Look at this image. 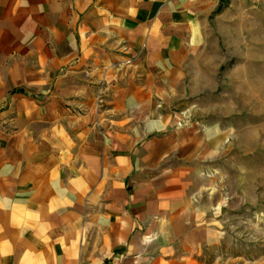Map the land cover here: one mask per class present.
<instances>
[{"label": "crops", "instance_id": "crops-1", "mask_svg": "<svg viewBox=\"0 0 264 264\" xmlns=\"http://www.w3.org/2000/svg\"><path fill=\"white\" fill-rule=\"evenodd\" d=\"M222 2L0 0V264H208L214 231L188 199L138 189L132 143L71 108L93 105L98 79L122 108L177 81L210 89Z\"/></svg>", "mask_w": 264, "mask_h": 264}, {"label": "rangeland", "instance_id": "rangeland-1", "mask_svg": "<svg viewBox=\"0 0 264 264\" xmlns=\"http://www.w3.org/2000/svg\"><path fill=\"white\" fill-rule=\"evenodd\" d=\"M211 29L220 65L210 89L191 93L177 81L155 105L122 108L115 78L98 79L93 105L71 111L94 116L109 141L127 137L138 189L149 184L177 209L188 199L214 231L206 263L264 264V0H223Z\"/></svg>", "mask_w": 264, "mask_h": 264}]
</instances>
